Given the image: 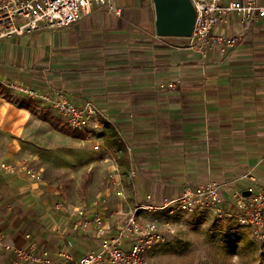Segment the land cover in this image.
<instances>
[{
	"label": "crops",
	"instance_id": "0c3cea01",
	"mask_svg": "<svg viewBox=\"0 0 264 264\" xmlns=\"http://www.w3.org/2000/svg\"><path fill=\"white\" fill-rule=\"evenodd\" d=\"M93 21L89 13L70 28L0 39L1 83L53 98L61 92L79 107L93 103L103 124L69 131L50 103L12 90L0 93V165L17 169L7 173L0 167V263L11 261L12 246L25 245L26 233L55 258L61 251L79 258L98 249L93 230L82 229L78 218L56 209L59 203L81 206L61 196L64 187L52 177V159L63 163L61 170L54 169L63 175L88 162L92 167L99 163L129 184L117 210L103 207V216L113 223L147 195L159 203L179 196L187 186L209 182L222 185L224 215L233 216L234 191L247 196L251 186L264 188V18L244 24L230 14L216 32L240 37V43L207 57L189 49L184 38L156 34L145 45L105 60L93 39ZM172 82L175 90L159 89ZM94 144L100 145L99 156L93 153ZM24 162L36 179L21 169ZM131 168L136 171L133 180L128 179ZM99 195L108 198L110 191ZM141 215L175 220L194 214ZM166 248L153 247L146 259H159Z\"/></svg>",
	"mask_w": 264,
	"mask_h": 264
},
{
	"label": "built area",
	"instance_id": "2783aa9c",
	"mask_svg": "<svg viewBox=\"0 0 264 264\" xmlns=\"http://www.w3.org/2000/svg\"><path fill=\"white\" fill-rule=\"evenodd\" d=\"M196 13L193 36L184 38L187 47L207 57L210 52L236 48L241 38L227 36L216 32L217 26L230 14H237L240 21L248 24L264 18V5L259 0H191ZM116 0H0V39L14 36L30 35L35 31H59L80 23L95 6L108 7L117 16L122 10L116 7ZM1 83V82H0ZM10 89L25 94L29 98L47 102L66 120L69 127L77 131H85L91 127L102 125L99 112L93 103L77 106L69 101L61 92L54 98L46 92L11 83ZM177 83L161 84L160 90H175ZM93 149L98 151L99 144ZM132 153L131 148H127ZM7 173H15L17 169L6 163L0 165ZM21 169L32 179L37 173L24 162ZM130 180L136 177L131 168ZM113 190L124 203L127 190L122 185L118 174H111ZM234 204L233 217L253 230L254 235L264 241V188L251 186L248 195L240 191L232 194ZM107 198L100 197L86 206L74 207L59 203L57 210L66 211L70 216L78 218V225L84 230H93L98 240V249L76 258L67 251H61L56 258L47 249L41 248L30 233L24 235V246L10 248L12 259L8 264H150L146 252L153 247L164 244L167 235L161 224L155 219L142 217L143 211H165L169 215L175 213L194 214L203 208H211L220 216L224 215L225 200L222 196V185L209 182L200 186H187L174 198L165 197L155 203L152 195H147L143 202L136 204L130 211L120 213L115 222L108 221L102 214ZM3 235L0 233V243ZM128 244V248L125 245ZM4 264V263H0Z\"/></svg>",
	"mask_w": 264,
	"mask_h": 264
},
{
	"label": "rangeland",
	"instance_id": "374dc122",
	"mask_svg": "<svg viewBox=\"0 0 264 264\" xmlns=\"http://www.w3.org/2000/svg\"><path fill=\"white\" fill-rule=\"evenodd\" d=\"M115 4L122 10L121 16L98 5L90 12L96 34L93 39H97L102 60L124 54L122 52L128 48H139L156 35L152 0H116ZM10 84L0 83V93L12 90ZM67 127L74 132L69 125ZM93 153L100 155L99 150ZM90 164L88 162V166L63 175L54 170H61L63 163L51 160L52 177H56L64 187L61 196L74 205L86 206L100 198L101 191L108 189L110 196L106 205L110 212L117 210L119 199L110 183L111 173L99 163L96 167ZM72 167L77 165L72 163ZM125 185L127 190L129 184ZM131 202V205L135 203L134 196ZM192 216L175 220H170L167 215L154 218L164 225L167 248L158 255L159 259H153L150 264H264V241L254 235L252 228L242 226L230 214L220 216L213 210Z\"/></svg>",
	"mask_w": 264,
	"mask_h": 264
},
{
	"label": "water",
	"instance_id": "95a60500",
	"mask_svg": "<svg viewBox=\"0 0 264 264\" xmlns=\"http://www.w3.org/2000/svg\"><path fill=\"white\" fill-rule=\"evenodd\" d=\"M155 31L164 38L193 36L197 13L191 0H152Z\"/></svg>",
	"mask_w": 264,
	"mask_h": 264
}]
</instances>
